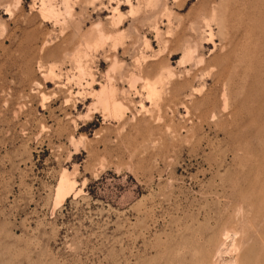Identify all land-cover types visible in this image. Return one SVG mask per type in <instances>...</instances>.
<instances>
[{
    "label": "rangeland",
    "instance_id": "obj_1",
    "mask_svg": "<svg viewBox=\"0 0 264 264\" xmlns=\"http://www.w3.org/2000/svg\"><path fill=\"white\" fill-rule=\"evenodd\" d=\"M0 264H264V0H0Z\"/></svg>",
    "mask_w": 264,
    "mask_h": 264
},
{
    "label": "bare ground",
    "instance_id": "obj_2",
    "mask_svg": "<svg viewBox=\"0 0 264 264\" xmlns=\"http://www.w3.org/2000/svg\"><path fill=\"white\" fill-rule=\"evenodd\" d=\"M49 3V2H48ZM51 6V5H50ZM121 6V5H120ZM43 8V7H42ZM54 11V10H53ZM50 13V12H49ZM112 16H114V14L113 15H110V16H108V18H110L111 19V17ZM114 21V20H113ZM116 26H118V24L116 25ZM104 29V28H103ZM103 33V32H102ZM102 36V35H101ZM105 35H103L102 37H104ZM100 94H102V92H100ZM106 94V93H105ZM104 94V95H105ZM109 94V93H108ZM104 95H103V98H105L106 100H104V102H103V98H102V102L103 103H108V101L111 99V97L113 98V96H111V95H109V96H111V97H109V100L107 99V97H106V95H105V97H104ZM100 96V95H99ZM114 99V98H113ZM113 99H111V101H109L110 103V107L113 109L114 107H115V105H114V101H112ZM115 100V99H114ZM115 103H116V101H115ZM103 109V108H102ZM75 183V182H74ZM69 183H68V181L66 180V179H64V178H60V180L58 181V184H57V186H56V195H61L62 194V192L64 191V189L66 188V186L68 185ZM228 234V233H227ZM230 236V235H229ZM226 237V236H225ZM222 245V244H221Z\"/></svg>",
    "mask_w": 264,
    "mask_h": 264
}]
</instances>
